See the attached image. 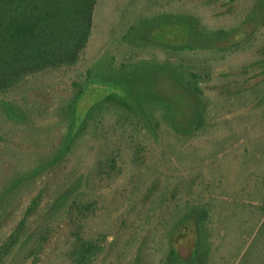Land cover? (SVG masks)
Instances as JSON below:
<instances>
[{
    "label": "trees",
    "instance_id": "16d2710c",
    "mask_svg": "<svg viewBox=\"0 0 264 264\" xmlns=\"http://www.w3.org/2000/svg\"><path fill=\"white\" fill-rule=\"evenodd\" d=\"M98 2L0 0V109L24 140L36 144L34 149L41 157L30 169L15 171L8 177L0 188V204L9 206L16 191L47 177L56 186L61 178L55 183L53 178L57 179L58 172L67 169L80 145L83 147L89 138L105 142L104 147L96 145L98 151L90 170L72 178L77 187L73 195L49 194L47 184L31 197L22 217L0 240V264H7L13 258L12 264H43L51 245H55L51 247L55 256L66 264H96L105 253L109 234L87 230V220L105 210L104 190L124 175L125 155L132 164L128 175L130 193L138 194L145 183V172L151 168L148 165L151 152L161 151L168 161L173 157L175 161H182L195 140L206 137L209 142L213 138L222 119H230L234 128L238 125V139H227L223 141L225 146L221 145L223 149L218 145L211 152V168L214 171L218 166L220 175L213 176L214 179L210 176L211 180L206 181L198 172L180 176L177 172L175 176L172 174V183L161 178L152 180L145 187L142 199L147 201L142 205L145 208L142 209L143 226L152 223L147 234L152 238L147 236L148 241L142 240L135 260L129 264L143 263V253L150 241L152 252L148 251V255L154 258L157 253L161 254L156 264H215L214 250L218 247L214 246V233L218 222L224 230L218 238L223 244L227 241L236 247L225 264L235 261L236 264H264V43L257 50L260 55L256 60L249 59L238 67V94H225L226 101L231 103L229 107L210 93L219 89L214 83L218 76H227L216 72L217 65L233 54L251 53L252 35L246 34L231 45L217 46L215 41L227 39L235 29L211 28L186 13L150 16L140 12L141 5L137 2L138 8L136 5L135 8L139 12H136L143 15L131 16L135 20L124 25L119 38H113V45L124 49V55L117 61L107 51L106 67L110 71L103 76L106 79L109 74L107 79L120 86L124 95L110 93L93 104L77 128L75 108L90 81L99 77L98 64L88 68L82 79L74 82L71 94L51 108L49 115L58 118L52 127L43 123L47 120L42 117L43 112H48L46 108L35 103L30 107L28 102L9 98L31 77L73 67L81 61L94 33L101 1ZM131 17L123 18V23ZM163 21L184 24L189 41L170 44L148 38L147 30ZM159 51L163 58L157 56ZM159 75L171 79L194 97L195 112L187 125L177 120L174 102L157 91ZM261 75L262 79L252 82ZM222 108H226L223 115ZM235 115L238 117H232ZM56 127L58 138L54 142L52 130ZM43 128H47L53 142L47 141L44 145L40 141ZM172 140L175 143L170 144ZM232 144H238V149L232 152L233 162H227V168H223L221 158ZM20 147H29V144L21 141ZM232 183L235 184L232 186ZM183 195L187 197L181 200ZM54 208L50 217L37 226L38 218ZM13 211L12 206L3 211L0 222L11 217ZM192 218L196 220L193 259L182 262L174 247L173 235ZM3 224L4 220L1 228ZM157 233L159 236H153ZM137 237L135 232L132 239ZM126 244L133 245L131 239Z\"/></svg>",
    "mask_w": 264,
    "mask_h": 264
},
{
    "label": "rangeland",
    "instance_id": "374dc122",
    "mask_svg": "<svg viewBox=\"0 0 264 264\" xmlns=\"http://www.w3.org/2000/svg\"><path fill=\"white\" fill-rule=\"evenodd\" d=\"M99 2L100 5L95 18L94 33L91 36L81 61L73 67L50 70L37 74L28 79V82L22 85L16 93L9 96V98L19 100L22 103L28 102L30 107L35 103L36 105H40V107L46 108L48 112L42 113V117L47 119L43 121L45 126L51 125L52 127V125L56 124L55 119L58 120V118L49 115L51 108L53 109L61 98L71 94L74 82L80 81L86 70L93 67L95 64H98L97 68L99 73L97 76L99 77L94 78L92 82L90 81L83 97L76 105L75 128L81 124L87 110L106 95L110 93L125 94L120 86L110 83V80L107 79L109 74H106V79L103 76L105 75L104 72L108 73L110 71L109 67H106L107 51L108 53L112 52V55L117 61H121L123 58L125 50L119 49L115 44L113 45V38H119L125 28L124 25L127 23L130 24L135 20V18L131 16L138 15V17H141L143 15L141 13L150 16L159 13H186L198 17L204 24L211 28L235 29L236 32H233L227 39L215 41V45L217 46L231 45L238 42V40L242 39L246 34L248 36L252 35L254 40L252 42L253 47L251 53L247 51L239 55L238 53L233 54L226 60L220 62L216 67V72L218 74L225 73L227 76L221 78L219 75L214 82L219 89H213L210 93L217 96L216 98L218 100H224L223 106L226 107H229L231 103L229 102L230 100L228 102L226 101L225 94H238V67L246 64L249 59L256 60L260 55L257 53V50L262 48L264 43V0H99ZM137 2L141 5L139 6L141 13L136 12H139V10H136V8H138L136 5ZM129 17L131 18L123 23V18ZM147 36L150 39L170 44H185L189 41L187 27L175 21L157 23L147 30ZM157 56L163 58L162 52L159 51ZM262 78L263 75L254 77L252 82L259 81ZM220 86L223 88L220 89ZM156 89L163 96L174 102L178 112L177 120L183 125H187L195 112L194 97L164 75H159L157 77ZM227 90L228 92H226ZM225 109L226 108H222L223 113L221 115L225 114ZM235 111H238L237 107ZM232 117L236 118L238 115ZM231 122L230 119L220 120L218 125L220 129L213 135V138H211L209 142L206 137L201 138L202 140H195L194 143L190 144L192 145V149L185 153H188V155L186 157L183 155L182 161H175L174 157L171 161H168L164 158L161 151L156 150L155 152H151L148 161V165H151V168L145 172V183L138 190V194L130 193L132 188L128 175L129 171L132 170V164L127 154L125 155V160H122L125 169L124 175L111 183L109 189L104 190L107 196L105 210L87 220V230L89 229L92 233L105 232L109 234L105 253L96 264H129L135 260L139 252L138 250L142 246V240L148 241V238H146L147 236H149L150 239L152 238L150 234L147 235L150 233L149 230L152 228V223L143 226L144 218L142 219V209H145L142 205L143 203H147V201L142 200L145 187L148 186L152 180L161 178L163 181L166 180L172 183V174L175 176L177 172L179 176L181 174H188V172H198V174H203L206 181L211 180L210 176L220 175L218 166L214 171L211 168L213 165L211 164L213 160L211 152L216 151L218 145H224L223 141L227 139L228 141L233 138L238 139V125L235 126L237 128H234ZM235 123H238V119L235 120ZM46 129L47 128L42 129L40 138V141H42L44 145L47 144V141L48 143L53 142ZM0 137V188H2L4 182L13 172L18 171L20 173L30 169L41 157L36 154L37 149H34V147H37L36 144L29 143L26 139L24 140V138H22V133L16 130V128L4 118L1 109ZM52 138H54V142L57 141L58 127L52 130ZM21 141L26 143V145L29 144V147H20ZM211 141H213L212 144H210ZM11 142L14 143L12 144ZM104 143V140L89 138L83 147L80 145L76 154L71 157L67 169L62 173L59 171L57 179L53 178L54 183L61 178L56 186L51 185V181H49L47 177L45 180H40L34 185L26 186L24 189L22 188L16 191L9 206L6 207L5 204H0V214L6 209H10L11 206L14 209L11 217L3 219L4 227H0V240L10 232L11 228L22 217L31 197L36 195L47 184L50 186L49 194L63 192L66 193L68 197L73 195L77 191V187H75L73 183L75 179L72 180V178L86 174L90 170L89 168H91V164L98 151L96 145L104 147ZM169 143L173 144L175 141L172 140ZM44 149L49 152L47 148ZM220 149H223L222 146ZM237 149L238 144H232V146L229 145L224 150L227 154H224L221 158L224 164V166L222 164L221 167L227 168L226 163L233 162L232 152ZM218 157H221V155H218ZM218 180L214 182L218 183ZM225 180L226 179H224V182ZM225 184L231 186L229 183L225 182ZM234 184L235 183H232V186ZM186 197V195H183L181 200ZM180 204H182V202H180ZM54 211L55 208L52 211H47L44 216L41 215L36 225H42ZM3 220L0 222V225L3 223ZM217 224L214 233V246L218 247V249L214 250L215 255H217L215 264H225L228 257L236 251V247L232 243H227V241L224 242V244L222 243V240L219 239L218 236L222 235L224 230L219 222ZM135 232L138 234V237L136 240H133L132 235ZM159 234L160 233H157L153 236H159ZM130 239L133 244L132 246L126 244ZM173 240L174 247L179 252L182 262L193 259L196 243L195 218L179 226L174 232ZM151 243L150 241L148 249L145 250L146 253H143L145 255L143 256L142 264H156V262H158L157 259L161 258L160 253L154 256L155 260L148 255V251L152 252ZM51 247L55 248V245L50 246L46 262L43 264H66L61 257L55 256V253L52 251L53 248L51 250ZM20 251L21 248L17 253ZM13 260L14 258L9 260L7 264H12ZM234 264H236V261Z\"/></svg>",
    "mask_w": 264,
    "mask_h": 264
}]
</instances>
